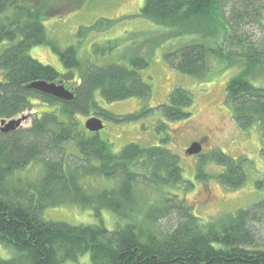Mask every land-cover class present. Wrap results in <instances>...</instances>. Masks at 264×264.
Listing matches in <instances>:
<instances>
[{"label": "trees", "instance_id": "16d2710c", "mask_svg": "<svg viewBox=\"0 0 264 264\" xmlns=\"http://www.w3.org/2000/svg\"><path fill=\"white\" fill-rule=\"evenodd\" d=\"M49 1L0 0V45L10 43L0 53V121L25 114L31 121L0 130V244L14 252L0 264H64L87 254L91 264H264V200L205 222L181 195L193 185L182 176L179 156L137 143L115 153L111 142L81 129L77 115L137 120L139 113L104 110L95 95L114 103L149 100L152 87L138 73L149 62L134 56L129 67L84 63L69 46L55 48L66 69L60 73L30 57L31 48L52 45L44 24ZM139 16L169 29L166 38L188 37L165 53L176 71L199 80L233 71L225 89L233 121L242 131L256 128L264 143V0H146ZM39 81L75 83L66 87L74 99L30 89ZM193 101L177 87L159 108L169 121L190 122ZM208 162L222 168L217 177L228 189L246 183L245 157L215 150L199 162L197 179L210 178ZM37 164L38 178L24 176ZM89 179L106 183L90 189ZM63 205L91 208L96 217L108 210L121 225L109 230L103 221L74 226L44 219L46 209Z\"/></svg>", "mask_w": 264, "mask_h": 264}, {"label": "rangeland", "instance_id": "374dc122", "mask_svg": "<svg viewBox=\"0 0 264 264\" xmlns=\"http://www.w3.org/2000/svg\"><path fill=\"white\" fill-rule=\"evenodd\" d=\"M145 2L146 0L46 2L44 24L47 38L54 47L50 44L35 46L29 50V55L43 64L53 66L60 73H65L66 69L55 48L63 51L73 46L82 62L97 65L118 63L129 67L132 66L130 62L134 56L147 59L148 67L138 73L152 87V96L149 100L135 97L114 103L104 100L100 92L95 95L101 108L106 111L121 116L135 113L141 116L132 122L115 123L104 120L105 129L98 135L113 144L115 153L122 151L128 144L137 143L143 147L162 146L179 156L183 169L182 176L193 185L189 191L181 195L193 206V213L205 222L225 212L244 209L263 201L264 157L261 150L264 143L256 128L242 131L237 126L233 121L232 109L226 104V84L233 71L216 70L209 79L199 80L173 69L165 61V53L188 42V37L166 38L169 29L140 17L139 13ZM110 21L111 26L108 23ZM99 22L102 23L98 24ZM9 45V42L0 45V53ZM260 82L264 85V80ZM61 85L72 89L75 83L61 82ZM177 87L194 95L191 112L193 117L190 122L169 121L159 108L167 104L169 95ZM146 108L154 110L146 115L143 114ZM21 117L23 116L15 119ZM92 117L93 115H77L76 119L82 130H86L85 123ZM30 124L29 120L23 122L25 127ZM162 125L165 128L161 127ZM196 142L202 144V153L195 156L187 155L188 149ZM218 149L234 159L242 157L247 159L245 162L247 180L241 188L231 190L225 187L217 177L222 168L211 162L205 166L210 178L197 179L199 162ZM41 168L40 164L34 165L28 173H24V176L38 178L42 172ZM84 183L90 189H98L104 186L106 181L89 179ZM43 217L48 221L74 226L98 225L103 221L109 230H114L117 223L121 225L116 216L108 210L101 211V216L96 217L91 208L79 205L46 209ZM12 251L0 244V259L11 258L14 254ZM64 264H91L90 254L81 257L78 262Z\"/></svg>", "mask_w": 264, "mask_h": 264}, {"label": "water", "instance_id": "95a60500", "mask_svg": "<svg viewBox=\"0 0 264 264\" xmlns=\"http://www.w3.org/2000/svg\"><path fill=\"white\" fill-rule=\"evenodd\" d=\"M29 87L30 89L41 91L42 93L48 94L50 96L52 95L55 98H59L65 101H71L74 99L75 96V94L69 89H67L63 85L60 86V84L56 83H47L45 81H39L34 82ZM26 120H28L27 116H23L19 119H13L10 121L2 120L0 121V130L4 133H9L19 128L21 129L23 127V122H25ZM84 128H86L89 132L92 133H100L105 129V123L104 120H102L101 118L92 117L86 121ZM202 150V144L196 142L193 143V145L188 149L187 155L195 156L202 153Z\"/></svg>", "mask_w": 264, "mask_h": 264}, {"label": "flooded vegetation", "instance_id": "af4514ba", "mask_svg": "<svg viewBox=\"0 0 264 264\" xmlns=\"http://www.w3.org/2000/svg\"><path fill=\"white\" fill-rule=\"evenodd\" d=\"M205 137H207V136H205ZM207 139V138H206Z\"/></svg>", "mask_w": 264, "mask_h": 264}]
</instances>
